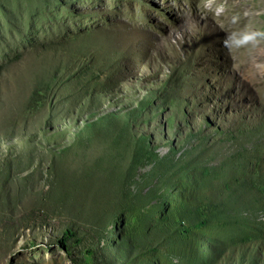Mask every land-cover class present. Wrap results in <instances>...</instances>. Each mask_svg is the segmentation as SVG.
<instances>
[{
	"label": "rangeland",
	"instance_id": "1",
	"mask_svg": "<svg viewBox=\"0 0 264 264\" xmlns=\"http://www.w3.org/2000/svg\"><path fill=\"white\" fill-rule=\"evenodd\" d=\"M227 2L0 0V264H264V0Z\"/></svg>",
	"mask_w": 264,
	"mask_h": 264
},
{
	"label": "bare ground",
	"instance_id": "2",
	"mask_svg": "<svg viewBox=\"0 0 264 264\" xmlns=\"http://www.w3.org/2000/svg\"><path fill=\"white\" fill-rule=\"evenodd\" d=\"M229 2H230V0H228V2L226 3V6H228L229 5ZM235 4V6H236V8L238 9V10H241L242 12L243 11H245V10H248L247 9V6L249 5V3H248V1H238L237 3H234ZM253 4V3H252ZM251 8H253V7H251ZM250 9V8H249ZM237 10V11H238ZM251 10V9H250ZM207 12L209 13V15H214L213 14V10L211 9V8H207ZM225 12V10L223 11V13ZM223 13H221L217 18L220 20V18H221V15L223 14ZM225 17V16H224ZM251 18H253V13L252 12H249L248 14H243V15H241V17H240V19H237V20H235V19H232L231 21H227V20H223L222 22H223V25L225 26V27H235V28H238V30L240 29V27H242L243 25H244V23L247 21V20H249V19H251ZM242 29V28H241ZM241 31V30H240ZM259 53H260V56L261 57H264V48H260L259 49ZM260 57V58H261Z\"/></svg>",
	"mask_w": 264,
	"mask_h": 264
},
{
	"label": "trees",
	"instance_id": "3",
	"mask_svg": "<svg viewBox=\"0 0 264 264\" xmlns=\"http://www.w3.org/2000/svg\"><path fill=\"white\" fill-rule=\"evenodd\" d=\"M66 230H67V232H68V234H69L70 236H74L72 230H70V229H66Z\"/></svg>",
	"mask_w": 264,
	"mask_h": 264
}]
</instances>
